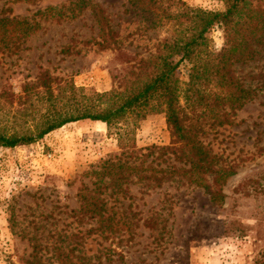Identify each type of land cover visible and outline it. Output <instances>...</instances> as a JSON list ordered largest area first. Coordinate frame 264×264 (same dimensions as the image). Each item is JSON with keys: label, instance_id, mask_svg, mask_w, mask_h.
I'll return each instance as SVG.
<instances>
[{"label": "rangeland", "instance_id": "1", "mask_svg": "<svg viewBox=\"0 0 264 264\" xmlns=\"http://www.w3.org/2000/svg\"><path fill=\"white\" fill-rule=\"evenodd\" d=\"M92 1L124 53L147 57L167 34L145 31L127 0ZM75 2L0 0V18L38 24L18 49L0 50V90L8 86L18 94L43 71L70 79L88 94L114 87L113 75L125 64L115 51L97 45L101 39L91 12L78 13ZM182 2L211 12L225 7L222 0ZM48 8V16L38 15ZM205 37L210 48L225 47L220 25ZM185 71L183 65L177 71L181 82ZM234 71L258 96L235 113L231 126L204 138L221 164L235 172L223 186V205L211 204L202 189L179 180L157 187L141 179L145 149L170 143L164 114L147 109L128 120L136 148L128 165L138 172L100 183L104 217L89 219L78 195L96 188L90 173L121 151L105 124H67L33 145L0 151V264H264V49Z\"/></svg>", "mask_w": 264, "mask_h": 264}, {"label": "trees", "instance_id": "2", "mask_svg": "<svg viewBox=\"0 0 264 264\" xmlns=\"http://www.w3.org/2000/svg\"><path fill=\"white\" fill-rule=\"evenodd\" d=\"M127 1L141 16L145 31L166 30L154 52L147 57L122 52L118 34L100 5L76 0L78 13L91 12L101 39L97 45L115 51L125 67L113 75L114 87L102 94H88L70 79L54 77L48 71L25 81L18 94L5 86L0 90V151L33 145L67 124H105L121 154L113 158L116 161H102L99 169L90 173L96 188L78 195L83 214L101 219L104 204L99 184L106 178L128 179L138 172L132 163L128 165L129 159L136 157L128 120L148 109L164 114L170 143L168 147L145 149L141 179L157 187L166 180L182 181L202 189L211 204L221 206L225 201L223 186L235 172L221 164L204 138L231 126L235 113L258 96L257 89L236 77L234 67L254 61L264 49V4L261 0H222L224 10L211 12L187 7L182 0ZM51 11L48 8L38 15L48 16ZM215 25L223 28L225 47L220 50L210 48L205 37ZM37 28V23L27 19L0 18V50L18 49L22 39ZM182 65L184 82L177 77ZM122 157L127 158L123 161ZM119 259H123L122 254Z\"/></svg>", "mask_w": 264, "mask_h": 264}]
</instances>
